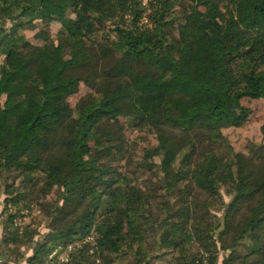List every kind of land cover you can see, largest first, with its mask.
I'll return each mask as SVG.
<instances>
[{"label": "trees", "instance_id": "1", "mask_svg": "<svg viewBox=\"0 0 264 264\" xmlns=\"http://www.w3.org/2000/svg\"><path fill=\"white\" fill-rule=\"evenodd\" d=\"M179 1L0 0V261L264 264V0Z\"/></svg>", "mask_w": 264, "mask_h": 264}, {"label": "rangeland", "instance_id": "2", "mask_svg": "<svg viewBox=\"0 0 264 264\" xmlns=\"http://www.w3.org/2000/svg\"><path fill=\"white\" fill-rule=\"evenodd\" d=\"M188 0H180L177 7L178 8H188L189 7ZM59 29L58 25H52L51 31L53 33L57 32ZM31 34H28L30 36ZM86 90L83 86H81V93H85ZM72 105L75 104L76 98L70 99ZM255 105L258 109L257 116H261L262 109V101H255ZM260 121H255L246 129H236V130H225L224 133L228 137L231 144L235 149H239L246 141L259 142L261 141V135L259 134V126ZM134 136L137 135L133 133ZM50 199V198H48ZM4 196L0 193V240L2 236V217L1 213L4 207ZM33 204V203H32ZM30 204L28 208H20V212L18 213L20 216L16 220V224L21 227H25L27 224H31L32 228L35 230L34 240H41L43 235L47 232V227L45 221L42 219L41 211L36 205ZM14 210V209H13ZM81 243H73L69 245L67 248L61 250V248H57L52 255L49 256V259L53 257H57L54 259L55 261L62 262L68 259L69 254L75 250V248L80 249ZM59 251V253H57ZM30 250L27 252V255H30ZM54 260L52 262H54ZM222 256L219 257L218 264H221ZM19 264H25L24 260H19ZM18 264V263H17Z\"/></svg>", "mask_w": 264, "mask_h": 264}, {"label": "water", "instance_id": "3", "mask_svg": "<svg viewBox=\"0 0 264 264\" xmlns=\"http://www.w3.org/2000/svg\"><path fill=\"white\" fill-rule=\"evenodd\" d=\"M0 264H17L11 260H3V261H0Z\"/></svg>", "mask_w": 264, "mask_h": 264}]
</instances>
